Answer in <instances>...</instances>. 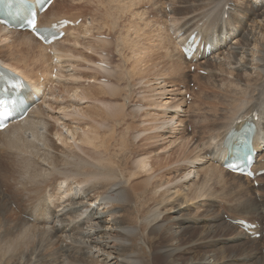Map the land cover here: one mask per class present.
I'll return each instance as SVG.
<instances>
[{
	"label": "rangeland",
	"instance_id": "rangeland-1",
	"mask_svg": "<svg viewBox=\"0 0 264 264\" xmlns=\"http://www.w3.org/2000/svg\"><path fill=\"white\" fill-rule=\"evenodd\" d=\"M234 1L54 0L51 15L69 12L73 14V18L77 15L81 21L78 23L80 26L75 25L77 30L67 32L64 41L59 45L61 50L65 51L62 52L63 55H52L47 52L52 57L50 65H53L48 68V75L43 71L44 58L38 42L29 51L22 50L19 55L13 57L9 56L8 58L5 52L0 53L1 56L8 58L25 73H28V76L37 80L40 83L39 87L43 88L44 95L46 94V105L49 107L46 118L51 123L53 122L51 134L61 131L65 137L62 145L67 155L65 159L62 158L59 161L58 166L61 169L72 171L75 168H80L77 169L79 174H84L85 171L95 172V174L98 172L99 174V170L96 171L97 169L93 167L94 163L104 162L106 159L114 169L113 171L117 170L115 176L123 184L125 183V202L119 204L117 208L122 213L121 224L122 226H137L138 224L140 227V234L129 238L130 242L126 246L125 252L137 254L136 258L145 260V264H149L150 261L152 264H185L189 260L199 259L210 254H214L212 256L214 260L225 261L227 264H255L251 259L248 262L242 259L244 251L241 248H231L229 241L226 240L227 234L240 231L236 224L229 229L224 227L211 229L208 219L214 216L220 217L221 222H225L220 225H227L225 220L230 217L244 219L247 217V220L264 222V216L261 215L258 205L264 202V181L259 187L254 185V188L258 190L252 191L250 180L247 181L243 178L245 179L243 185H240V181L234 179L230 173H222V169L217 168L216 173L214 175L212 173L211 177H204L198 172L199 177L190 180L193 187L199 189L201 187L202 197L190 198L184 195L187 191L183 190V192L180 184L161 188L169 181L178 178L180 173L187 172L184 160L187 158L193 160V157L198 155L199 147L207 142L210 134L219 135L217 132L219 130L216 129L217 125H226L230 122L228 118L235 110L238 102L236 100L238 98L248 99L247 95L252 93L255 95L257 91L251 92V89L249 93V90L243 88V91L236 89L234 92H225V89H222L225 87L226 81L230 80L229 76L234 75V69L230 68V62H228L230 61L228 54H225L228 60H225L224 57L225 61L220 62L219 67L211 65L213 70L217 68L214 73L219 72L215 77L218 78L217 80L208 78L206 70L211 68H207L203 64L204 67H201L206 70L199 69L193 60L191 62L193 65L189 67V60L183 65L180 63L182 75L175 73L171 66L169 67L171 58L164 57L166 50L161 47L159 41L165 36L171 38L173 27L187 21L191 15L204 12L210 3H216L218 7H221L224 2L233 3ZM237 2L239 9L246 10L248 8L247 5L243 7L240 0ZM246 2L250 6V1L246 0ZM261 18L263 19L264 15L250 24L252 28L255 26L253 29L254 34L257 32L259 35L256 34L258 41L264 35V25L261 24L264 20ZM259 20L260 22H257ZM259 26L263 28L261 31H258ZM85 29L87 32H84ZM190 29L192 28L189 27ZM191 31L196 30L192 29ZM81 32L84 36L79 38ZM100 34L106 35V37L101 40L98 37ZM154 43L156 48L153 50ZM72 46H75L76 49L72 50L70 48ZM175 52L177 51L175 50ZM70 53H73L75 57L69 55ZM172 54L175 59L174 52ZM98 61H100L99 64L107 66L108 72H101L95 67ZM34 62L38 65L42 62L41 68H37L38 65H34ZM184 73L187 76L183 77ZM100 78H104L105 81H100ZM221 83H223V87L220 89L219 84ZM49 90L51 94L47 95ZM42 100L41 93L37 104H40ZM48 102L53 103L49 105ZM163 102L169 104L164 106ZM173 105L184 112H175L173 115L167 113L166 110L168 111L170 106L173 108ZM251 105H246V109ZM178 120H181L180 126L176 125ZM128 126L129 128H127ZM85 130L86 134L89 131L88 137L91 138V143L83 141ZM129 135H136L137 138L132 141L131 138L128 139ZM80 142L83 143L85 154L84 156L80 155L79 160L83 159L93 164L91 167L82 168L83 166L77 160V152H80L77 146ZM4 149L9 155L3 154L0 155V158L10 165L3 176L0 172V264H35V262H38L37 264H62V261H66L68 264H78L74 262L75 259L71 258L76 252L67 250L69 256L64 255L63 251L61 254L59 242H51V235H43V241L38 248L35 247L38 241L33 236L34 231H29L34 230L30 226L33 221L28 214L32 210V199L34 200L37 187L50 188L53 186L52 189H55L54 186L59 187L63 184L62 177L55 173L48 174L50 171H45V167H41V171L38 173H45L43 176L45 178L33 180L31 171H22V162L25 157L19 154L20 149L17 146H7ZM260 153H264V149L258 154ZM47 155L48 150H43V155L41 152L44 160ZM258 164H264V158L260 159ZM47 166L49 168V165ZM67 186L71 189L73 196L82 197V194L79 193L77 177L68 178ZM246 186H249L250 190H247ZM169 189L171 190L169 191ZM95 190L98 192L101 190L99 195ZM95 190L92 192L93 197L97 194L95 198L96 196L102 198L99 196H103L101 193L105 189ZM54 191L58 195V191L56 189ZM156 191H158L157 194ZM76 193L79 195L77 196ZM159 194L160 197L157 196ZM167 197L171 200L177 198L182 201L183 215L193 218L189 222L194 223L199 217L202 219L197 224H186L184 228L174 231L171 226L175 221L167 219L169 213L163 215V209L157 205ZM72 200L66 201L70 205L63 215L64 220H60L61 222H65L66 214L69 211L74 208L78 211L82 209L74 205L77 204V200L74 199V202ZM252 203L256 205V213L251 210ZM76 210L69 213V219H73V223L77 220ZM96 212L94 210L92 214L95 216ZM157 215L161 216L157 224L164 223V225L160 227L161 232L150 233L152 228L148 223L156 220ZM86 223L84 222L83 225L85 231L89 226ZM260 223L258 224L260 225ZM24 227H27L25 234L30 235L20 236ZM41 229H37L36 232L42 231ZM69 229L71 230L72 226ZM51 230L53 228H50ZM74 231H78V229L76 228ZM80 231L77 232V238H81V236L79 237ZM58 234L66 238L77 239L76 233H73L71 237H69V232ZM124 237L128 238L129 235ZM74 241L76 240L70 239L69 243L73 244ZM244 245L248 247L247 244ZM253 245L263 255L264 237L255 240ZM163 248L175 249L171 252L168 261L163 258L166 252L158 253V250ZM33 250L37 252L33 253ZM49 257L53 258L52 262L49 261ZM99 264L102 263L99 262Z\"/></svg>",
	"mask_w": 264,
	"mask_h": 264
},
{
	"label": "bare ground",
	"instance_id": "bare-ground-1",
	"mask_svg": "<svg viewBox=\"0 0 264 264\" xmlns=\"http://www.w3.org/2000/svg\"><path fill=\"white\" fill-rule=\"evenodd\" d=\"M240 1L243 7H245L246 5L248 6L246 10H241L242 8L241 9L238 8L239 4L237 0H235L233 3L224 2L221 4V7H218V4L216 3H210L209 6L204 10V12L191 15L190 18L187 19V21H184L180 25H177L176 27L172 28L173 34L176 36V38L175 36L171 38H168L165 36V37H162L159 41L161 43L160 44L161 47H163L166 50V55H164V57L168 56L169 58H171V60H169L170 61L169 67L171 66V68L174 70L175 73H179L180 75H182L180 63H182L181 65H183L184 63H187V61L184 59L183 55L180 53L177 43L179 44V46L182 45L184 43V40H183L184 35H187L189 33L188 34L189 36L191 34L190 32L192 29L196 30L197 36L201 37V39H203V42L199 41L194 51L195 53L193 52L194 54L191 57L188 67L193 65L191 63L192 60L195 61L196 66H198L199 69H204L202 68L204 67V65L205 67L207 66V68H211L212 67L211 65H213L214 67H219L220 62L228 60L225 57V54H228L230 58L229 59L230 61L228 62H230V68L232 70L234 69L233 70L234 75L231 74V76H229L230 80L228 79L226 81V84H224L225 87H223V83L219 84L220 89L221 87H223L222 89L223 90L225 89V92L226 91L234 92L236 91V89H242L243 91V88H246V90H249V93L251 89H252L251 92L257 91L255 95L253 93L250 95H247L248 99L238 98L236 100L238 102L235 107V110L233 112L231 111L232 109L230 110V112H232V114L228 118L230 119V122L226 125L225 124L217 125L216 129L219 131L217 130L215 131L219 132V135L215 136L214 134L213 135L210 134V136L208 137L209 139H207V142L206 143L204 142L199 147L197 151L198 155L193 157L194 158L193 160H188L190 158H187L184 160L185 165H186L185 169L187 170V172H185L184 174L180 173V175L177 176L178 178H175L174 180L169 181L168 183L163 185V187H161V188L170 187V186L174 187V185L180 184L182 185L181 186L182 191L183 190L187 191L184 193V195H187L190 198H195L197 196H201V197L203 196V194L201 193L202 192L201 187L200 189L198 187H193L190 181L191 179H197L199 177L198 172L204 177H207V176L211 177L212 173L214 175V173H216L217 168H219V170L222 169L221 171L222 173H225V174L230 173V175L234 179L240 181V185H243V181L245 179L248 181L247 177L233 174L229 172L228 170L223 169L221 165L227 154V148L226 149L224 148V144L231 145L233 143L232 136L234 135V131L238 129L237 126H233V123L236 122L237 120L242 121L245 118V116L249 115L253 111L256 112L257 114V119L255 120V123H254L255 132H254V139H253V148L256 152L257 163H259L260 159L264 158V153L258 154L259 151H262L264 149V35L258 41L257 32H256L257 35L254 34L253 28L255 26H253V28H252V25L250 26V24H252L254 20H258L259 17H262V15H264V0H261V1L249 0L250 6L246 2V0H240ZM52 5L53 3H51L48 6V8L43 12V14L37 13V22H36L37 26H49L52 22H56L63 17L67 18L69 21L75 24H76V21L78 22L77 15L74 16L73 18L72 16L73 14L69 12L58 14L55 16L51 15ZM218 8H219V11H218ZM262 20H264V18ZM257 22H260V20ZM261 24L264 25V21L261 22ZM68 25L69 26H65L63 28L65 31V35L67 32L69 31L71 32V30L73 31L77 30V27L75 26L70 27L69 23ZM78 26H80V24ZM189 27H191L192 29L189 30ZM258 29H259L258 31H261L263 28L259 26ZM84 32H87V29H85ZM0 36L2 37V40H3V41L2 40L0 41V53L5 52L8 58L9 56L13 57V56L19 55L22 50L29 51V49L33 47L36 42H38V40L31 34L30 31L9 29V27H6L2 25L1 23H0ZM83 36L84 34L81 32V34L79 35V38ZM64 39L65 38L63 36L60 40H54L53 42L49 44H45L40 41H39L40 43L38 42L41 47L42 56L44 58L43 64L45 65H42V62H40L39 65L38 63L34 62V65H38L37 68L42 65L43 71L45 72V74L48 75V68L49 67L51 68L53 66V65H50L52 57H50V55L47 54V52L51 53L52 55H63L62 52L64 53L65 51H62L59 45L64 41ZM155 43L153 47L155 46ZM160 45H159V48H160ZM153 47L152 49L154 50L156 46L154 48ZM70 48L72 50L76 49L75 46H72ZM175 50L177 52H175ZM172 52H174L175 59L173 58ZM164 54H165V51H164ZM69 55L75 57L73 53H70ZM155 55H157V53ZM224 57H225V60H224ZM8 58H5L0 55V64L6 69L11 70L15 74L20 75L26 81L29 82V83L27 82L28 88L26 92V102L29 103L30 106L28 107L27 113L23 118L12 121L5 129L0 131V155L1 156L3 154L6 156L9 155L8 152L4 149L5 147L7 146L16 147L17 146L20 149L19 154L25 157L23 158L24 162H22L23 164L22 171H31L32 172L31 177L33 178V180H37L45 175V173L43 174L38 173V171H41L40 170L41 167H45L47 168V169L44 168L45 171L49 170L51 172V173L49 172L48 174L55 173L61 176L62 181H63L62 182L63 184L61 186L59 187L54 186L56 191H58V195L54 191L55 189H52L53 186H51L50 188L37 187V191H35V197H33L34 200L32 199V210L30 211L31 215L28 214L31 217V220L33 221V223H31L30 226L34 229V230H29V231H34L33 236L38 241L37 246L35 247L38 248L39 244L43 241L42 237L48 234V235H51L50 236L51 242L53 241L59 242L60 252L63 251L65 253L64 255L67 254V250L73 253L76 252L74 253L75 256L71 255L72 256L71 258L75 259L74 262H77L78 264H99V262L102 264H145L144 262L145 260L136 258L137 254H133V253L128 254L125 252L126 246L130 242L129 238L140 234V227L138 226V224L137 226H122L121 224L122 213L117 208L119 204L125 202V194H124V184L125 183L123 184V182L115 176V171L117 170L113 171L114 169H112L111 164L106 159H104V162L97 161L94 163L93 167L97 169L96 171L99 170V174L97 172L98 175L95 174V172H91V171L89 172L85 171L84 174H79L77 172L78 168H75L72 171V170L61 169L58 166L59 161L62 158L65 159V156L67 155L62 145L64 144L63 141L65 137L63 135V132L61 131L60 133L56 132L53 135L51 134V126L53 125V122L51 123L50 120L46 118L48 117V112H49L48 111L49 107H47L46 105L47 103L46 97H45L46 94L44 95L43 88L39 87L40 83H38L37 80L28 76V73H25L15 63H12L11 61H9ZM164 60H161V61H164ZM99 62L100 61H98L95 64V67L99 69L101 72H108L107 66H103L102 64H99ZM214 70L212 68L209 70H206L208 72L207 75L210 80L218 79V78L216 79L215 77L218 75L219 72L217 71L216 72L217 74H216L214 72L217 70V68L215 71ZM184 76H187V74L184 73L183 77ZM206 81L208 83V80ZM41 93L43 95V100L40 104H36L35 102L39 98ZM49 94H51L50 90L47 95ZM78 94L76 95L78 96ZM84 100H85V97H84ZM58 102H60V100H58ZM50 103L52 104L53 102H48L49 105ZM163 104L165 106V104L168 105L169 103L163 102ZM248 104L249 105L252 104V105L249 107L247 106V109H246V105ZM242 108H244L245 110ZM166 112L172 113L173 115V113L175 112L183 113L184 111L182 109L176 108L173 105V108L170 106L169 110L168 111L166 110ZM64 119H67V118L64 117ZM180 121L181 120L177 121L178 122L176 124L177 126L181 125ZM127 128H129V126ZM159 131H162V130H159ZM88 133L86 134V130H85L83 141L85 140L86 142L91 143V138L88 137ZM129 138H131V140L134 139L135 141L137 136L129 135L128 139ZM77 148H79L78 150L80 151V152H77V158H78L77 160L80 162V165L83 166L82 168L86 166L91 167V165L93 164H90L86 160H83V159L79 160L80 155L84 156L85 154L83 143L80 142ZM43 150H48V155L45 157V160L43 156H41V152L43 155ZM257 163L255 164V166L253 165V167L251 168L252 170L257 171L258 169L264 168V164L257 165ZM9 165L10 164L7 161L1 160L0 158V172L2 173L1 174L2 176L5 172H7ZM47 165H49V168ZM36 169L38 170L35 172ZM37 173L39 174V176ZM72 176L77 177V181H79V193L82 194V197H81L82 199L75 197V195L73 196L71 193V189L67 186L68 178ZM151 178L152 176L150 177V179ZM92 181L93 182L95 181V183H93ZM263 181H264V174L258 176L254 181H250L252 191L258 190L257 188H254V185H253L254 182H257L258 187H259V185L262 184ZM95 189H105V191L104 192L102 191L103 193H101L103 194V196L101 195L99 196L102 198H97V196L95 198V195H97L95 193L93 197L92 192ZM246 189L250 190L249 186H246ZM170 190L171 189H169V191ZM95 191L98 192V190H95ZM158 191H156L155 193L157 194ZM99 192H98V195H99ZM79 193L78 194L76 193L77 196L79 195ZM173 194L175 193L173 192ZM157 196L160 197V194ZM74 199L77 200V204H74V203L73 204L75 206L77 205L79 208H82L80 209V211L74 208V210H76L77 212V217H76L77 220L75 221V223H73V219H69V213L74 211L72 210L66 214L65 222H61L60 220H64L63 215H65L64 213L66 212L67 207L70 205L69 203H66V201L72 200L74 202ZM157 205L163 209V212H164L163 215H165L166 213H169V216L167 217V219L175 221L173 222L174 224L171 226V229H174V231H176L177 229L184 228V225L186 224H190V223L197 224L199 220L202 219L201 217H199V218H196V222L194 223L189 222L193 218H191L190 216L186 217L183 215V212H182L183 203L182 201H179V199L177 198L171 200L170 198L167 197L165 199H162ZM258 205L260 207L259 209H260L261 215L264 216V202ZM94 210L97 211L95 213V216L94 214H92ZM251 210L253 213L257 212L256 205L253 203L251 204ZM201 216L203 217V215ZM90 217L92 218L90 219ZM160 218L161 216L157 215L156 220H154L152 223H148L152 228L150 230V233L161 232L160 227L163 226L164 223L157 224V221H159ZM235 219L246 220L250 223L253 222V220L252 221L247 220V217L246 219L242 217L240 218L230 217L227 220H225L229 222V223L226 222L227 225H220L225 222H221L220 217L214 216L208 219L209 221L208 223L211 229H215L218 227L219 228L224 227L226 229H229L235 226L232 223V221ZM182 220H183V223H182ZM84 222L88 223V224L86 223L87 226L89 225L88 227L86 226L87 227L86 231L84 230V226H83ZM80 223H83V224L81 225ZM25 226H26V223H25ZM71 226H72V229L70 230L69 228ZM39 228H42L41 229L42 231L36 232V230ZM50 228H53V230L50 231ZM76 228L78 229V231H74ZM26 230H27V227H24L22 231L20 232V236L25 234ZM79 231H80L79 237L81 236V238L76 237L77 232ZM64 232H69V237H71L73 233H76L75 237L77 239L66 238L63 235L58 234V233H64ZM255 232L260 233V236L258 239L256 238L251 239L245 234L244 231L240 230V231H236V233H233V234L232 233L227 234L226 240L229 241V245L231 248H241V250L244 251V254L242 255L241 258L244 259L246 262H248L251 259L253 263L261 264L264 262V255L260 254V251L253 245V242H255V240H259L261 237H264V222L260 223V227L257 230H255ZM25 235L28 236L30 234H25ZM122 235L123 237H121ZM125 235H129V237L125 238L124 237ZM46 237L48 238V236ZM41 238L42 240H40ZM70 239L76 240L77 242L74 241L76 243L73 242L74 244L73 245L72 243H69ZM221 239H223V237ZM69 244H72V245H69ZM244 244H247L248 247H245ZM173 250L175 249L163 248L161 250H158V253L166 252V254L163 255V258L168 261V259L171 256V252ZM241 250L240 252L242 254ZM36 252H37L36 250H33V253H36ZM66 256H69V254H67ZM212 256H214V254L205 255L199 259L189 260L185 264H227L225 261L214 260ZM100 258H102L101 261H100ZM52 259L53 258H50L49 261H51ZM37 263L35 262V264ZM62 264H68V262L66 263V261H62ZM149 264H152L151 261L149 262Z\"/></svg>",
	"mask_w": 264,
	"mask_h": 264
},
{
	"label": "snow or ice",
	"instance_id": "snow-or-ice-1",
	"mask_svg": "<svg viewBox=\"0 0 264 264\" xmlns=\"http://www.w3.org/2000/svg\"><path fill=\"white\" fill-rule=\"evenodd\" d=\"M16 85H14V87H15ZM0 115H6V113H3V112H0Z\"/></svg>",
	"mask_w": 264,
	"mask_h": 264
}]
</instances>
